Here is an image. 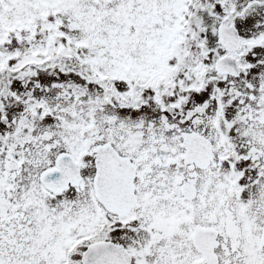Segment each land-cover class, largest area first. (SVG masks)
<instances>
[{"label":"snow or ice","instance_id":"1","mask_svg":"<svg viewBox=\"0 0 264 264\" xmlns=\"http://www.w3.org/2000/svg\"><path fill=\"white\" fill-rule=\"evenodd\" d=\"M0 264H264V0H0Z\"/></svg>","mask_w":264,"mask_h":264}]
</instances>
